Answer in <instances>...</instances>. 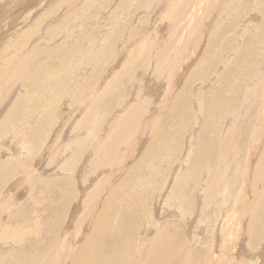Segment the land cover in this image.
Instances as JSON below:
<instances>
[{"label": "rangeland", "instance_id": "rangeland-1", "mask_svg": "<svg viewBox=\"0 0 264 264\" xmlns=\"http://www.w3.org/2000/svg\"><path fill=\"white\" fill-rule=\"evenodd\" d=\"M170 1H172L170 4L173 6L167 8L164 6L166 4L163 0H76V3L74 2L77 4L76 6L69 3L70 0H0V53H2L0 54V61L3 62H0L2 65H0V79H3L0 80L2 82L0 83V87L2 86L0 93H8L7 90L11 89L12 86L15 90L12 91L9 104H6L0 115V178L3 177L0 181V210L4 207L2 199L5 200L6 197L16 199V202L14 200L8 206L3 219H30V217L31 219H51L49 220L50 230L52 232L56 228L53 232L58 233V236L68 220H86L84 218L87 214L85 215L86 212L84 213L82 206H87L89 203L86 202L87 205L82 204V199L90 197L89 195L94 192L99 184L100 176H106L110 170V164H108L110 161L108 158L106 159V156H102L104 153L100 154L99 163L97 160L89 161L91 154V159H94L90 150L96 145V142L104 140L101 137L104 136L107 127L111 125L109 122L114 123V118L126 111V109L122 110V107L124 108L128 104L133 105L132 95L135 92L133 84L138 80L139 72L145 71L147 73L146 83H153L156 91L160 94L155 104L159 103L153 106V108H157L158 113L156 119L151 122L154 125L152 129L149 128L150 136L146 138L142 148L135 153L136 155L131 157L132 163L128 164L126 168L124 167L122 172L113 179V183L101 191L99 201L91 208L93 214H90L88 229L83 236L85 238L88 236L91 225L103 213L108 215L107 219L115 222L117 215L122 212V214H127V223L123 221L125 219H121L123 223L125 222L123 225L126 227L123 228V231L127 233L128 224L134 223L131 235L133 237H137L138 234L142 235L144 233V231L141 232L144 229L142 226L145 225L151 226L146 230L148 233L145 232V234L148 235L151 230L152 233L154 232L153 237L164 227L166 230L172 231L174 233L173 243L176 246L180 245V256L185 254L188 257L190 255V259H195L192 261L188 258L187 264L189 262L191 264V261L194 264H209L211 259L217 257L219 253L221 254L219 250L222 248H228L230 251L225 250L227 252L234 251L232 255L235 258L232 260V264H264V240H257L253 237V233L258 232L256 223H252L254 230L251 228V232L250 229L249 232L246 231L245 227L252 219L247 220V223L243 222V225L240 224L241 202L238 200L239 193L245 187V180L243 179H246L242 168L244 162L240 163V161H244L243 156L248 152L247 144L253 136L251 134L240 138V129L246 120L249 121L250 126L253 123L250 120H255L256 108L253 107L258 104L257 101L261 98L260 90L255 91L258 87L255 84L257 80H262L264 77V73L263 76L262 74L259 76L264 71V0ZM163 18L168 21V25L165 26L162 22L159 29L165 30V35L155 42L152 40L156 38L153 33L156 32V24ZM247 19L248 21L251 20V24H247ZM244 25L249 27L245 29ZM252 53L253 56H251ZM249 55L250 57H248ZM251 57L252 59H250ZM30 63L32 64L30 65ZM35 65L40 66V68L42 65L38 73L34 69ZM252 66L254 67L252 68ZM50 70L52 73L55 70L52 76L49 73ZM174 72V77H172ZM9 73L15 75V80L18 82L11 84L14 80ZM163 73L172 77L168 86L167 84H162L163 86L160 84L162 78V81L165 80ZM196 73L199 74L196 75ZM6 75L11 77L6 78ZM243 75L248 76L244 79V77L242 78ZM34 76L36 82L31 80V78L34 79ZM161 76L162 78H160ZM223 77L225 81L222 79ZM158 78L159 81L156 83L155 79ZM9 79L10 83L8 82ZM151 80L152 82H150ZM251 81L254 84H251ZM262 81L264 82V79ZM6 82L7 84H5ZM30 83L33 86L37 83L38 85L31 89ZM221 83L223 86L228 85L229 87H223ZM248 83L252 88L250 86L249 89L247 88ZM219 84L221 88L218 87ZM6 87L8 88L5 89ZM238 87H241V90ZM218 89H226L227 91L224 90L226 91L224 94L221 90L222 96ZM246 89L248 92L253 89L250 93L255 91V94L259 95H251L247 92V97L248 94L251 95L248 99L246 98L247 101L245 102V105L250 104L244 110L248 114L243 111L241 118L240 116L236 117L234 122L235 117L233 118L234 115L231 114L240 110V96L245 94ZM0 95L2 96V94ZM180 95L185 96V119L182 110H174L175 101ZM90 96L92 97L90 98ZM253 97H255L254 100ZM90 99L99 104L98 106L95 103L97 108L94 110L90 109L93 104L89 105ZM251 104L253 105L252 108ZM196 105L198 107L195 108ZM219 106L222 109L218 115L216 113ZM42 107L43 111H41ZM249 108L252 109L249 116L251 119L249 117L246 119V115H249ZM153 110H150L148 114L146 111V113L140 114L142 116L139 122L135 124L138 126H134V129L141 128L142 124L153 115ZM198 114L201 115V119L198 118ZM231 116L233 121L229 119ZM229 120L233 122L230 125H228ZM163 121L169 122L166 123L168 127L167 125L162 127ZM210 121L212 122L209 123ZM83 122H86L85 126L88 125L89 129L82 130L81 124ZM175 123L179 127L175 126ZM192 129L194 131L196 129L194 132L196 134H193L195 136L191 139L194 141L193 144L189 138L186 141L187 134ZM162 131H165L163 134L164 136L166 134L167 137L164 146L160 141ZM34 132L37 135H34L36 134ZM173 135L174 137H171ZM16 138L20 139L17 140ZM204 138L214 141L213 151L216 155L214 163L210 160L211 152L205 148L200 149ZM5 139L11 141L8 140L9 142H7ZM21 142L27 149L25 146V150L16 147L23 146ZM185 142H187V149H185ZM240 143L242 148H240ZM59 146L62 148L59 150L66 152L59 151ZM62 146H64V150ZM126 146L128 143H124L122 149ZM14 148L16 149L14 150ZM18 148L20 149L17 150ZM183 150H186V153ZM224 150H227L225 156L222 155ZM241 150L247 152L244 154ZM11 151L12 153L17 152V156ZM120 152H117L116 156H119ZM56 153H58L59 158L55 155ZM147 153L150 155L149 157H146ZM182 153L186 156V160ZM51 154L58 159L53 160ZM63 154L65 158L62 160ZM193 156L194 158H192ZM228 158L233 159V162L231 159L229 161ZM47 160L53 162L46 163ZM236 160L239 162L238 164H236ZM104 161L107 162L105 165L107 164L109 167L104 166ZM35 162L38 163V168L35 166ZM89 162L93 164V166L90 165L92 169L97 165L96 172L95 169L92 170L87 167ZM193 163L199 167L194 174L189 170L196 167L195 165L194 167L191 166ZM132 164L135 165L134 168ZM39 165H45L44 167L48 168L47 170L40 169ZM34 166L37 168L36 170ZM136 167L138 168L136 169ZM61 168L63 170H60ZM32 169L36 171L33 172L34 175ZM50 170L53 172L51 173ZM93 171L95 175L92 174ZM28 172L31 173V177H29L31 180L28 179V182L26 180L22 187V183L18 184L21 182L19 179H22ZM236 173L237 177L235 176V178L237 179L235 181L232 176ZM200 176L201 180H199ZM202 178L204 179L202 180ZM232 179L234 182H231ZM123 180L129 181L124 183ZM141 181L146 182L144 188L147 187L149 190L140 186ZM147 181L151 183H147ZM201 181H203L204 186L201 185ZM254 181L251 179V184L254 183L253 185L250 184L252 186L251 193L257 191L258 194L252 195L253 193H250L252 197L247 196V203L253 201L249 203L250 205L248 204V207L254 205V207L251 206V210L249 209V214L255 210L258 200L261 198L264 200V188L261 186V190H256ZM47 182L53 183L47 185ZM240 182L242 183L240 184ZM50 184L55 185L56 188L55 186L50 187ZM58 184H61V191L58 190ZM65 189L67 192L70 189L69 195L65 194L66 192L63 191ZM110 195L113 196L110 197ZM15 196L17 197L15 198ZM107 200L111 202L109 205ZM91 202L92 200H90ZM176 202H179L184 209L178 208ZM62 204L65 206L63 207ZM105 204L107 205L106 208ZM58 205L60 206L58 207ZM260 206L263 207L264 202H261ZM186 213L188 214L187 217H185ZM55 214L58 215L55 216ZM251 214L253 215V213ZM53 224L55 225L52 227ZM44 230L45 226L41 224L39 233ZM240 231L242 232L241 236ZM151 238L149 239L151 240ZM223 242H225L224 246L221 247ZM81 243L82 241H79L78 244ZM15 245V243L11 246L10 242L6 244L0 242V250L16 252L17 245ZM1 251L0 253L6 254L3 255L6 257L3 260L7 262L15 261L17 258V254L10 256L7 252Z\"/></svg>", "mask_w": 264, "mask_h": 264}, {"label": "bare ground", "instance_id": "bare-ground-1", "mask_svg": "<svg viewBox=\"0 0 264 264\" xmlns=\"http://www.w3.org/2000/svg\"><path fill=\"white\" fill-rule=\"evenodd\" d=\"M76 0H70V2L69 3H71L72 5L74 4L75 6L77 5V4H75L76 2H75ZM165 3L164 4H166V5H164V6H166L167 8H170V7H172L173 6V4H170L172 1H170V0H163ZM75 2V3H74ZM68 3V4H69ZM72 8V7H71ZM160 9V8H159ZM252 15H254V14H252ZM251 16V15H250ZM253 19V18H252ZM148 22V21H147ZM146 22V23H147ZM162 22H164V24H165V26H167L168 25V21L166 20V19H160V21H159V23H157L156 24V32H154L153 33V35L155 34L156 35V38L155 39H152V40H154L155 42L160 38V37H163L164 35H165V30L164 31H161L160 29H159V26L162 24ZM251 24V20L250 21H248V19H247V24ZM245 25H246V23H245ZM245 25H244V28L246 29L247 27H249V26H247V27H245ZM243 26V25H242ZM164 29H165V27H163ZM162 28V29H163ZM243 28V29H244ZM262 28V27H261ZM242 29V28H241ZM241 29H239V30H241ZM263 31V30H262ZM149 33V32H148ZM259 33V32H258ZM151 34H152V32H151ZM155 35H154V37H155ZM150 37V36H149ZM260 37V36H259ZM264 37V36H263ZM252 38V37H251ZM253 39V38H252ZM260 39H262V37H260ZM249 39H247V41H248ZM250 41V40H249ZM252 41V40H251ZM255 41V40H254ZM263 42V41H262ZM81 46V45H80ZM261 47V46H260ZM3 48V47H2ZM258 49V48H257ZM5 50V49H4ZM249 50V49H248ZM253 50V49H252ZM248 52V51H247ZM247 52H245V53H247ZM250 52H251V50H250ZM249 52V53H250ZM249 53H247V54H249ZM255 53V52H254ZM0 54H2V53H0ZM246 54V55H247ZM251 54V53H250ZM2 56V55H1ZM27 56V55H26ZM251 56H253V53H252V55ZM261 56V55H260ZM248 57H250V55L248 56ZM255 57V56H254ZM28 58V57H27ZM1 59V58H0ZM238 59V58H237ZM250 59H252V57L250 58ZM243 61H244V59H243ZM242 61V62H243ZM246 61V60H245ZM250 61V60H249ZM0 62H2V60L0 61ZM236 63H237V61H235ZM234 62V63H235ZM241 62V63H242ZM3 63V62H2ZM27 63V62H26ZM41 63V62H40ZM43 63V62H42ZM41 63V64H42ZM235 63V64H236ZM32 63H30V65H31ZM44 64V63H43ZM214 64V63H213ZM216 64V63H215ZM0 65H1V63H0ZM210 65V64H209ZM211 65H212V63H211ZM238 65V64H237ZM236 65V66H237ZM242 65V64H241ZM250 65V64H249ZM248 65V66H249ZM2 66V65H1ZM1 66H0V68H1ZM222 66V65H221ZM259 66V65H258ZM23 67V66H22ZM34 67V66H33ZM50 67V66H49ZM254 66H252V68H253ZM3 68V67H2ZM25 68V67H24ZM41 68H42V65H41ZM41 68H40V66H36L35 65V67H34V69L36 70V73H38V71L39 70H41ZM47 68V67H46ZM214 68V67H213ZM235 68V67H234ZM4 69V68H3ZM20 69V68H19ZM52 69V68H51ZM238 69V68H237ZM245 69H250V68H245ZM263 69V68H262ZM1 70V69H0ZM4 70H6V69H4ZM12 70V69H11ZM15 70H18V69H15ZM224 70V69H223ZM230 70H232V69H230ZM252 70V69H251ZM256 70V69H255ZM55 71V70H54ZM54 71H53V73H54ZM227 71V70H226ZM1 72V71H0ZM4 72V71H3ZM46 72V71H45ZM48 72V71H47ZM200 72V71H199ZM203 72V71H202ZM238 72V71H237ZM245 72H247L246 70H245ZM49 73H51L50 75L52 76V72H51V70H50V72ZM263 73H264V71H262L260 74H259V76L262 74V76H263ZM1 74V73H0ZM7 74V73H6ZM10 74V73H9ZM21 74V73H20ZM141 74V75H140ZM146 72L144 71V72H139V78H138V80H136V82L133 84V86H134V90H135V92H133V95H132V98H133V102H132V104L133 105H127V106H129V107H127V106H125L124 108L122 107V110H125L126 109V111L123 113V114H121L119 117H117L118 116V114H117V118H114L115 120H113L114 121V123H112V122H109V123H111V125H109L108 127H107V130L105 131V134H104V136L103 137H101V138H104V140H100L99 142H96L95 144H93V145H95L93 148H91V153H93V157H94V159H91V157H92V154H91V157H90V160L89 161H91L92 162V160H97V162L99 163V161H98V159L99 158H101L100 156V154L101 153H104L102 156H106V159L108 158L109 159V161H110V163H108V164H110V170L108 171V173L106 174V176H100V181H99V184H98V186L96 187V189L94 190V192L93 193H91L90 195H89V193H88V195L90 196V197H87V198H83L82 199V201L83 202H81L82 204H86V202L87 203H89L87 206H82V209H83V211H84V213H85V218H84V220L85 221H77V219H70V220H68L67 222H66V225H65V227L62 229V232H61V234H59V236H58V233H54L53 231L56 229H54L52 232H51V224H49V220H51V219H31V217H30V219H3V217H4V214L6 213V211L8 210V206H10L12 203H13V201L15 200V202H16V199H14V197H10V198H5V200L4 199H2L3 200V203H4V207L0 210L1 212H0V216H1V218H0V242L2 243V244H6V243H9L10 242V245L11 246H13V243H15L16 245V252H14V251H1V252H7L8 254H10V256L11 255H16L17 254V258L15 259V261H13L12 260V262H7L6 260H3L4 259V257L5 256H3V255H6V254H4V253H0V256L2 255L3 257H0V264H187L188 263V258H189V260H192V259H190V255H189V253H188V255H189V257L188 256H185V254H184V256H183V254L180 256V253L179 252H181V249H180V245H178V246H176V244L175 243H173L174 241H172V238L174 237V233L171 231H168V230H166L165 229V227L158 233H156L155 235H154V237L152 236L153 235V233H152V231L150 230V233L148 234V235H146L145 234V232H146V230L148 229V228H151V226H147V225H145L144 227L142 226V228H144V229H142V233H143V231H144V235L142 234V235H140V234H138L137 235V237H133V236H131L132 235V230H133V228H134V223H130V224H128L129 225V229L127 230V233L126 232H124L123 231V228L125 227V225H123L125 222H126V220H127V214H122V212L121 213H119L118 215H117V220L114 222H112L110 219H107V217H108V215L106 216V214H102V215H100L99 216V218L98 219H95V221L93 222V224L91 225V229H90V232H89V234H88V236L85 238L83 235H85L86 234V232H87V229H88V225H89V221H90V214L92 215L93 214V209L91 210V208L93 207V206H95V204L99 201V195H100V193H101V191L106 187V186H108V185H110V184H112L113 183V179L114 178H116L117 176H118V174L119 173H121L122 172V170L124 169V167L126 168L127 167V165L128 164H130V163H132L131 162V157L132 156H134V155H136L135 153L136 152H138L139 151V149L140 148H142V146H143V144H144V142H145V140H146V138L148 137V136H150V129H152V127H153V123L151 124V122L152 121H154L155 119H156V115H157V108L155 109V108H153V106H154V104H155V102H156V100L158 99V97L160 96V94H158V92L156 91V89H155V86L153 85V83H146V79H145V77H146ZM174 74H175V72L173 73V75H172V77H174ZM194 74V73H193ZM199 74V73H198ZM197 73H196V75H198ZM225 74V73H224ZM227 74H228V72H227ZM230 74V73H229ZM242 74H244V73H242ZM255 74H256V72H255ZM11 75V74H10ZM10 75H8V76H10ZM35 75V74H34ZM48 75V74H47ZM46 75V76H47ZM163 76H164V81H162L163 80V78H162V76L160 77V78H162V80H161V82H160V84L162 85V84H164V85H166L167 84V86H168V84L169 83H171V76H166L164 73L162 74ZM201 75V74H200ZM213 75V74H212ZM221 75V74H220ZM245 75V74H244ZM242 76V78L244 77V79H245V77L246 76H248V75H246V76ZM251 75V74H250ZM256 75H258V74H256ZM4 76H5V74H4ZM7 76V75H6ZM8 76L6 77V78H8ZM12 76V78H13V82H11L10 81V79H12V78H10ZM9 78V80H8V82L10 81L11 82V84H15L14 82H18V80L16 81L15 79H16V77H14L15 75H11ZM225 76V75H224ZM231 76V75H230ZM240 76V75H239ZM258 76V77H259ZM261 76V77H262ZM48 77V76H47ZM177 77V76H176ZM212 77V76H211ZM221 77V76H220ZM219 77V79H221ZM227 77V76H226ZM234 77V76H233ZM252 77V76H251ZM1 78H2V76H1ZM34 79H32L31 78V80H35V76L33 77ZM147 78V77H146ZM193 78H194V76H193ZM197 78V77H196ZM256 78V77H255ZM263 79H264V77H262ZM17 79H19V78H17ZM37 79V78H36ZM222 79H224V77L222 78ZM241 79V78H240ZM262 79V80H263ZM0 80H3V79H0ZM4 80H6L7 81V79H4ZM260 80V79H259ZM259 80H257L256 82V84H255V86L258 88H256V92H257V90H260V93H261V98H260V100H256L257 101V105L255 106V107H253V103L251 104L252 106H251V108L253 107V108H256L255 109V120L253 121V119L252 120H250L251 121V126L249 125L250 123H248L249 121L248 120H246V122L243 124V126H242V128L240 129V138H244V137H246V136H250L251 134L253 135L252 136V138L250 139V142L247 144L248 146H247V148H248V152L246 153L245 152V150L244 151H242V153H244L245 155L243 156L244 157V161H240V163H243L244 165L242 166V168H243V173H244V175H246V176H244L243 174V176L244 177H246V179H243V177H242V179L243 180H245V187L241 190L242 192H238L239 193V197H238V200H240V214H241V218H240V224H242L243 225V222H246L247 223V220L248 221H250V219H252L247 225H246V227H245V229H246V231H248L249 232V229H250V232L252 231L251 230V228H253L254 227V224H252V223H256V225H257V228H256V230H258V232H255V233H253L254 235H253V237H254V239H257V240H264V206L263 207H261L260 206V204H261V202H264V200H263V198H261L260 200H258L257 201V204H256V208H255V210H253L252 212H250V214H249V209L251 208V206H250V208L248 207V204L250 203V202H253V201H250L249 203H247L248 201H247V196L249 195V197L251 196V194L252 195H255V193H257L258 194V192L257 191H252V193H251V189H252V186L251 185H253V184H251V179H253V180H255L254 182L256 183V190H261L260 189V187L262 186V188H264V82L262 81V80H260V82H259ZM76 81H77V79H76ZM78 81H79V79H78ZM159 81V78L158 79H155V82L157 83ZM224 81H225V79H224ZM232 81V80H231ZM261 81H262V83H261ZM4 82V81H3ZM9 82V83H10ZM34 82V81H33ZM35 82H36V80H35ZM45 82V81H44ZM51 82V81H50ZM150 82H152V80L150 81ZM222 82V81H221ZM233 82V81H232ZM255 82V81H254ZM0 83H2V82H0ZM78 83V82H77ZM194 83V82H193ZM220 83V82H219ZM223 83V82H222ZM222 83H221V86H223L222 85ZM250 83V82H249ZM247 84L248 85V89H249V86L251 87V85L250 84ZM253 82L251 81V84H252ZM5 84H7V82L5 83ZM5 84H4V86H5ZM53 84V83H52ZM56 84V83H55ZM65 84V83H64ZM192 84V83H191ZM225 84V83H224ZM238 84V83H237ZM254 84V83H253ZM1 85H3V84H1ZM34 85H35V83H34ZM37 85H38V83H37ZM37 85H35L36 87H37ZM71 85H72V83H71ZM77 85V84H76ZM193 85V84H192ZM191 85V86H192ZM3 86V87H4ZM35 86H33V85H31V83H30V88L31 89H33V88H35ZM163 86V85H162ZM221 86H220V84H219V86L218 87H220L221 88ZM225 86H228V85H224L223 87H225ZM254 86V85H253ZM255 86H254V89H255ZM9 87H10V84H9ZM29 87V86H28ZM55 87H57V86H55ZM76 87V86H75ZM170 87V86H169ZM229 87V86H228ZM236 87V86H235ZM1 88H2V86L0 87V90H1ZM8 87H6L5 89H7ZM74 88V87H73ZM227 88V87H226ZM238 88H240V90H241V87H238ZM252 88V87H251ZM4 89V88H3ZM5 89H4V91H5ZM30 89V90H31ZM153 89H155L154 90V92H152L153 91ZM228 89V88H227ZM236 89V88H235ZM248 89H246V92H244L245 94L243 95V96H240V110L239 111H237L236 113H234V114H231L232 116H233V118L235 117V119H234V122H235V120L238 118V116H240V118H241V116L243 115V111L244 110H246L247 109V105H249L250 106V104H248L247 103V105H245V102L247 101L246 100V98L248 99V97H250L251 95H254L255 94V91H253L252 93H250L251 92V90H253V89H251L250 90V92H248ZM14 90V86H12L11 87V89L9 88L7 91H8V93L7 92H5V94L4 93H0V94H2V96L0 95V115L2 114L1 112H2V109L3 108H5L6 107V104L9 102V99L11 98V96H12V91ZM61 90V89H60ZM170 90H172V88H170ZM218 90H220V89H218ZM222 90V89H221ZM220 90V91H221ZM224 90H226V89H224ZM224 90H222L223 92H224V94L226 93V91H224ZM234 90V89H233ZM15 91V90H14ZM17 91H19V90H17ZM156 91V92H155ZM163 91V90H162ZM221 91V95L223 96V92ZM243 91V90H242ZM247 92L248 93H250V94H248L249 96L247 97ZM15 93V92H14ZM17 93V92H16ZM184 93V92H183ZM182 93V94H183ZM190 93V92H189ZM218 93H220V92H218ZM21 94V93H20ZM188 94V93H187ZM240 95H241V93H239ZM22 95V94H21ZM24 95V94H23ZM220 95V96H221ZM255 95H259V94H255ZM219 96V98H221ZM14 97V96H13ZM12 97V98H13ZM30 97V96H29ZM42 97V96H41ZM44 97V96H43ZM67 97V96H66ZM70 97V96H69ZM92 96H90V98H91ZM93 97H94V95H93ZM95 97H96V95H95ZM184 95H180V96H178V99L175 101V106H174V110H178V109H180V110H182L183 111V118L185 119V115H186V111L184 110V106H185V102H184ZM186 97H187V95H186ZM260 97V96H259ZM68 98V97H67ZM66 98V99H67ZM223 98V97H222ZM254 98L255 97H253L252 99L254 100ZM15 99V98H14ZM94 99V98H93ZM256 99H258V98H256ZM68 100V99H67ZM221 100V99H220ZM223 100V99H222ZM12 101V100H11ZM66 101V100H65ZM88 101V100H87ZM251 101V100H250ZM2 102V103H1ZM107 102V101H106ZM251 102H253V101H251ZM255 102V101H254ZM31 103V102H30ZM91 103H93L92 104V108H90L91 110H94V109H96L97 108V105L99 106V104H97V102H93L92 101V99H90V102H89V105L91 104ZM98 103H99V101H98ZM101 103H103V102H101ZM115 103V102H114ZM159 102H157L156 104H155V106L158 104ZM250 103V102H249ZM9 104V103H8ZM12 104V103H11ZM78 104V103H77ZM161 104V103H160ZM255 104H256V102H255ZM22 105V104H21ZM54 105V104H53ZM104 105H105V102H104ZM108 105V104H107ZM158 106H160V105H158ZM79 107H81V106H79ZM196 107H198V105H196L195 106V108ZM39 108H41L40 106H39ZM186 108V107H185ZM88 109V108H87ZM106 109V108H105ZM154 109V110H153ZM221 106H219V108H218V112L216 113V114H220L221 113ZM14 110V109H13ZM24 110V109H23ZM108 110V109H107ZM150 110H153L154 112H152L153 113V115H152V113H151V115L152 116H150V118H148L147 119V121H145L143 124H142V126H141V128L139 127L138 129H134L135 127H137L138 125H136L135 126V124H137V122H139V120H140V118H141V116L142 115H140V114H142L143 112H147V114L149 113V111ZM250 110L252 111V109H250L249 108V115L247 116L246 115V119H248L247 117H249L250 116ZM41 111H43V107H42V110ZM41 111H39V112H41ZM88 111V110H87ZM115 111V110H114ZM35 112V111H34ZM145 112V113H146ZM245 112V111H244ZM253 112H254V110H253ZM75 113V112H74ZM92 113V112H91ZM245 113H247V112H245ZM39 114V113H38ZM77 114V113H76ZM120 114V113H119ZM218 114V115H219ZM248 114V113H247ZM35 115V114H34ZM45 115V114H44ZM80 115V114H79ZM87 115H90V114H88L87 113ZM101 115V114H100ZM218 115H216V117L218 116ZM8 116V115H7ZM14 116V115H13ZM41 116V115H40ZM75 116V115H74ZM83 116H85V115H83ZM92 116H93V114H92ZM198 116V118L199 119H201V115L200 114H198L197 115ZM232 116L231 117H229V119L230 120H232L233 121V118H232ZM245 116V115H244ZM252 116V118L254 117L253 116V114L251 115ZM48 117V116H47ZM77 117V116H76ZM91 117V116H90ZM219 117V116H218ZM237 117V118H236ZM4 118H6V117H4ZM215 118V117H214ZM232 118V119H231ZM244 118V119H245ZM250 118V117H249ZM2 119V118H1ZM13 119H14V117H13ZM31 119V118H30ZM34 119V118H33ZM43 119V118H42ZM77 119V118H76ZM90 119V118H89ZM113 119V118H112ZM215 119H217V118H215ZM214 119V120H215ZM251 119V118H250ZM35 120V119H34ZM44 120V119H43ZM135 120V121H134ZM230 120L228 121V122H230ZM241 120V119H240ZM10 121V120H9ZM80 121V120H79ZM84 121V120H83ZM87 122H90V121H88V120H86ZM112 121V120H111ZM231 121V122H232ZM245 121V120H244ZM32 122V121H31ZM40 122V121H39ZM38 122V123H39ZM44 122V121H43ZM65 122H67V121H65ZM77 122V121H76ZM82 122V121H81ZM212 121H210L209 123H211ZM217 122V121H216ZM231 122L228 124V125H230L231 124ZM237 122V121H236ZM10 123V122H9ZM29 123V122H28ZM28 123H27V125H28ZM37 123V124H38ZM84 123V122H83ZM82 123V124H83ZM98 123H99V121H98ZM163 125H162V127H164V126H166L167 124L166 123H169V122H167L166 121V123H165V121H163ZM173 123V122H172ZM213 123H215V122H213ZM233 123V122H232ZM31 124V123H30ZM29 124V125H30ZM81 124V126L83 127L82 128V130H84V129H89L88 128V125H87V127L85 126V124H86V122L84 123V126ZM139 124V123H138ZM176 124V123H175ZM242 124V123H241ZM32 125V124H31ZM42 125H43V123H42ZM64 125V124H63ZM226 125V124H225ZM33 126V125H32ZM80 126V125H79ZM135 126V127H134ZM175 126H178L179 127V125L178 124H176ZM9 127H10V125H9ZM31 127V126H30ZM98 127V126H97ZM116 127V128H115ZM167 127H168V125H167ZM169 127H170V125H169ZM173 127V126H172ZM178 127H176V128H178ZM240 127H241V125H240ZM35 128V127H34ZM40 128H42L41 126H40ZM150 128V129H149ZM196 128V127H195ZM180 129V128H179ZM197 129V128H196ZM196 129H195V131H196ZM6 130H8V129H6ZM24 130V129H23ZM26 130V129H25ZM31 129H29V131H30ZM37 130V129H36ZM105 130V129H104ZM159 130V129H158ZM170 130V129H169ZM3 131V130H2ZM27 131H28V129H27ZM42 131H43V129H42ZM86 131V130H85ZM84 131V132H85ZM194 131V129H192V130H190L189 132H188V136L186 137V141L188 140V138H189V140H191V139H193L192 137H194L193 136V134H196V133H194L195 132ZM16 132V131H15ZM31 132V131H30ZM132 132V134H130ZM163 132H165V131H162L161 133H160V136L163 138H161L160 139V141H161V143H162V145L165 143V141H167V137H166V134H165V136H164V134H163ZM23 133V132H22ZM28 134H29V132H27ZM33 133V132H32ZM34 133H36V132H34ZM43 133V132H42ZM179 133V132H178ZM41 134V133H40ZM34 135H37V133L36 134H34ZM156 135H158V134H156ZM7 136V135H6ZM6 136H4V137H6ZM13 136V135H12ZM27 136V135H26ZM30 136H31V134H30ZM29 136V137H30ZM42 136V135H41ZM16 137V136H15ZM28 137V138H29ZM38 137H39V135H38ZM156 137V136H155ZM171 137H174V135L173 136H171ZM13 138V137H12ZM21 138V137H20ZM19 138V139H20ZM24 138V137H23ZM23 138H22V140H23ZM14 139V138H13ZM17 139V138H16ZM19 139H17V140H19ZM26 139H27V137H26ZM31 139V138H30ZM33 139V138H32ZM31 139V140H32ZM108 139H109V141H108ZM127 139V140H126ZM181 139V138H180ZM195 139V138H194ZM4 140V139H3ZM6 140V139H5ZM9 141H11L10 139H8ZM8 140H6L7 142H9ZM16 140V141H17ZM34 140V139H33ZM179 141V140H178ZM192 141V143L191 144H193V140H191ZM5 142V141H4ZM17 142H19V141H17ZM17 142H16V144H17ZM27 142V141H26ZM157 142V141H156ZM6 143V142H5ZM22 143V142H21ZM20 143V144H21ZM23 143H24V141H23ZM22 143V145L23 146H21V145H19V146H16V144H15V146L16 147H20L21 148V150H25V148H26V146L24 145ZM61 143V142H60ZM124 143H128V146H126L124 149H122V147H123V145H124ZM6 144H8V143H6ZM159 144H160V142H159ZM185 144H186V148L185 149H187L188 147H187V142H185ZM189 144H190V141H189ZM213 144H214V141L213 140H211V139H207V138H204V140H203V143H202V145H200V149H203V148H205V149H207L209 152H211L210 153V157L211 158H213V159H211L210 158V160L212 161V163H214V160L216 159V155H215V152L213 151ZM9 145V144H8ZM14 145V144H13ZM59 145V144H58ZM92 145V146H93ZM14 146V147H15ZM24 146H25V148H24ZM85 146V145H84ZM164 146V145H163ZM162 146V147H163ZM182 146V145H181ZM189 146V145H188ZM192 146V145H191ZM244 146V145H243ZM61 146H59L58 147V150H59V148H60ZM63 147V150H64V146H62ZM65 147H67L68 148V146H65ZM86 147V146H85ZM139 147V148H138ZM175 147V146H174ZM174 147L172 148L173 150H174ZM20 148H18L17 150H19ZM49 148V147H48ZM70 148V147H69ZM164 148H166V147H164ZM191 148V147H190ZM240 148H242L241 147V143H240ZM16 148H14V150H15ZM27 149V148H26ZM60 149H62V148H60ZM66 149V148H65ZM180 149V148H179ZM49 150V149H48ZM58 150H56L59 154L62 152H66L65 150L64 151H61V150H59V151H61V152H59ZM189 150V149H188ZM13 151V150H12ZM12 151H11V153H12ZM28 151H30V149L28 148ZM119 151H121L120 152V154H119V156H116V153L117 152H119ZM165 151V150H164ZM168 151V150H167ZM186 150H183V152L184 153H186L185 152ZM240 151V152H241ZM49 152V151H48ZM55 152V151H54ZM226 152H227V150H224V152L222 153V155L223 156H225L226 155ZM19 153V152H18ZM22 153H24L25 154V152H23L22 151ZM30 153V152H29ZM50 153V152H49ZM58 153H56L55 155H57V157H58ZM61 153V154H62ZM67 153H68V150H67ZM171 153V152H170ZM173 153V152H172ZM171 153V154H172ZM177 153V152H176ZM184 153H182V156L184 155ZM190 151L188 152V155H189V157H190ZM12 154H15V156H17L16 154H17V152L15 153H12ZM20 154V153H19ZM40 154V153H39ZM52 154H54V153H52ZM52 154H51V157H53L52 156ZM155 154V153H154ZM27 155V154H26ZM25 155V156H26ZM54 155V156H55ZM165 155V154H164ZM181 155V154H180ZM243 155V154H242ZM13 156V155H12ZM66 156V155H65ZM150 155L147 153V155H146V157H149ZM154 156H156V154L154 155ZM173 156V155H172ZM185 156V155H184ZM19 157H21V156H19ZM31 157V156H30ZM44 157V156H43ZM49 157H50V154H49ZM168 157V156H167ZM202 157V156H201ZM229 157V156H228ZM240 157V156H239ZM238 157V160L240 159ZM27 158V157H26ZM39 158V157H38ZM56 157H53V160L55 159ZM59 158V157H58ZM58 158H56V159H58ZM62 158V157H61ZM65 157H64V154H63V158H62V160L64 159ZM103 159L105 158V157H102ZM192 158H194V156L192 157ZM198 158V157H197ZM196 158V160H198ZM207 158H209V157H207ZM23 159V158H22ZM36 159V158H35ZM40 159H41V157H40ZM49 159H51V158H49ZM48 159V160H49ZM55 159V160H56ZM165 159V158H164ZM184 159V158H183ZM182 159V160H183ZM203 159V158H202ZM227 159V158H226ZM230 159L231 158H228V160L230 161ZM44 160V159H43ZM48 160L46 161V163L48 162ZM52 160V159H51ZM185 160H186V156H185ZM185 160H183V161H185ZM196 160H195V163H196V165H197V162H196ZM200 160V159H199ZM242 160V159H241ZM40 161V160H39ZM42 161V160H41ZM50 161V160H49ZM103 161V160H102ZM107 162H108V160H106ZM106 161H104V166H106L105 165V162ZM193 161H194V159H193ZM200 161H202V160H200ZM208 162H209V160H207ZM216 161V160H215ZM231 161L233 162V159H231ZM38 162V161H37ZM53 162V161H52ZM52 162H48V163H52ZM62 162V161H61ZM60 162V163H61ZM91 162H89L88 163V166L87 167H90V165L91 166H93V164L91 163ZM94 163H96L95 161H93ZM101 162V161H100ZM106 162V163H107ZM234 162H235V160H234ZM11 163V162H10ZM44 163V162H43ZM46 163H45V165H46ZM60 163H59V165H60ZM136 163V162H135ZM198 163H199V161H198ZM211 163V162H210ZM239 162H237V160H236V164H238ZM7 164V163H6ZM34 164H36L35 166L37 167V164L38 163H34ZM65 164V163H64ZM70 164V163H69ZM69 164H67L68 166H69ZM73 164V163H72ZM153 164V163H152ZM164 164H166V163H164ZM183 164V163H182ZM185 164V163H184ZM201 164V163H200ZM199 164V165H200ZM232 164V163H231ZM45 165H43V166H40L39 165V167H40V169L42 168V169H46L47 170V168L46 167H44ZM49 165V164H48ZM51 165H53V164H51ZM50 165V166H51ZM66 165V166H67ZM71 165V164H70ZM99 165H101V164H99ZM103 165V164H102ZM133 165V164H132ZM151 165V164H150ZM194 163H193V165H191V166H193L194 167ZM195 165V166H196ZM198 165V166H199ZM213 165V164H212ZM227 165H229L228 163H227ZM34 166V168H35V170L38 168H36ZM57 167H58V164L56 165ZM64 166V165H63ZM108 166V165H107ZM137 166V165H136ZM148 166V165H147ZM177 166V165H176ZM178 166H179V164H178ZM177 166V167H178ZM184 166V165H183ZM230 166V165H229ZM229 166H227V167H229ZM9 167V166H8ZM15 167V166H14ZM70 167V166H69ZM96 167H97V165L95 166V168H93L92 169V167H90L92 170H94L95 172H96ZM109 167V166H108ZM132 167V166H131ZM135 167V165H133V168ZM152 167V166H151ZM201 167V166H200ZM211 167H213V166H211ZM239 167V166H238ZM60 168V167H59ZM63 168V167H62ZM60 169V170H63V169ZM99 168V167H98ZM97 168V169H98ZM104 168V167H103ZM102 168V169H103ZM107 168V167H106ZM105 168V169H106ZM138 167H136V169H137ZM178 168H180V167H178ZM12 169H15V168H12ZM53 169V168H52ZM65 169V168H64ZM88 169V168H87ZM198 169H199V167H194V169L192 168V169H189L190 170V172L192 173V174H194L195 172H197L198 171ZM35 170H33L32 169V174H33V172L35 171ZM180 170V169H179ZM179 170H178V172H179ZM12 171V170H11ZM14 171V170H13ZM38 171H39V169H38ZM37 171V172H38ZM41 171V170H40ZM51 171V173L53 172L52 170H50ZM55 171V170H54ZM58 171V170H57ZM91 171V170H90ZM93 171V173L92 174H94L95 172ZM98 171V170H97ZM239 172H240V170H238ZM31 172V171H30ZM30 172H28L27 174L25 173V175H24V177H22V179H19V180H21V182H19L18 184H21V186L24 184V182H26V180H27V182H28V179H29V177H31V173ZM36 172V171H35ZM63 172V171H62ZM88 172V171H87ZM102 172V171H101ZM39 173V172H38ZM41 173V172H40ZM58 173V172H57ZM88 173H90V172H88ZM170 173V172H169ZM202 173H204L205 174V172H203L202 171ZM201 173V174H202ZM241 173V172H240ZM42 174V173H41ZM49 174V173H48ZM161 174V173H160ZM183 174V173H182ZM186 174V173H185ZM199 175H200V173H198ZM34 175V174H33ZM80 175V174H79ZM84 175H86V173H84ZM88 175V174H87ZM95 175V174H94ZM129 175V174H128ZM162 175H164V174H162ZM171 175V174H170ZM177 175V174H176ZM187 175V174H186ZM185 175V176H186ZM234 175V174H233ZM241 175V176H242ZM249 175V177L247 178V176ZM5 176V175H4ZM120 176V175H119ZM131 176V175H130ZM129 176V177H130ZM159 176V175H158ZM202 176V175H201ZM201 176H200V179L199 180H201ZM231 176V175H230ZM235 176L237 177V173L234 175V176H232V177H234L235 178ZM2 177V176H1ZM97 177V176H96ZM126 177V176H125ZM124 177V179H126ZM187 177V176H186ZM204 177V176H203ZM231 177V178H232ZM185 178V177H184ZM233 178V179H234ZM3 179V177L2 178H0V181ZM85 179H86V177H85ZM97 179V178H96ZM170 179V178H169ZM188 179V178H187ZM186 179V180H187ZM191 179H193V178H191ZM204 178H202V180H203ZM233 179H232V181L231 182H234L233 181ZM236 179L237 178H235L234 180L236 181ZM29 180H31V179H29ZM65 180V179H64ZM70 180V179H69ZM98 180V179H97ZM172 180V179H171ZM176 180V179H175ZM179 180V179H178ZM183 180V179H182ZM63 181V180H62ZM66 181H68L67 179H66ZM83 181H85L84 180V178H83ZM128 181L129 180H126V181H124L123 180V182L124 183H128ZM184 181V180H183ZM182 181V182H183ZM188 181V180H187ZM189 181H191L192 182V180H189ZM193 181H194V179H193ZM238 181H239V179H238ZM237 181V182H238ZM172 182V181H171ZM202 182V184L201 185H203L204 183H203V181H201ZM231 182H229V184L231 183ZM13 183V182H12ZM30 183H31V181H30ZM36 183V182H35ZM42 183V182H41ZM40 183V184H41ZM48 183V182H47ZM49 183H53V182H49ZM49 183L47 184V185H49ZM56 183V182H55ZM61 183V182H60ZM68 183V182H67ZM146 183V182H145ZM145 183L144 182H140V186H142V188H144V185H145ZM147 183H151V182H148L147 181ZM167 183V182H166ZM166 183H164L165 185H166ZM184 184H185V182H183ZM242 182H240V184H241ZM244 183V182H243ZM29 184V183H28ZM132 184V183H131ZM234 184V183H233ZM238 184V183H237ZM251 184V185H250ZM1 185V184H0ZM11 185V184H10ZM13 185V184H12ZM60 185L61 184H58V190L59 191H61L62 189L60 188ZM97 185V184H96ZM180 185H181V183H180ZM230 185H232V184H230ZM243 185V184H242ZM55 185H51L50 184V187H54ZM63 186H65V185H63ZM128 186V185H127ZM136 186V185H135ZM134 186V187H135ZM138 186V185H137ZM148 186H150V184H148ZM164 186V185H163ZM177 186V185H176ZM188 186V185H187ZM204 186V185H203ZM244 186V185H243ZM242 186V187H243ZM249 186H251V187H249ZM23 187V186H22ZM116 187V186H115ZM146 187V186H145ZM166 187V186H165ZM178 187V186H177ZM239 187V186H238ZM249 187V188H248ZM20 189H21V187H19ZM55 188H56V186H55ZM67 188V187H66ZM69 188V187H68ZM168 188V187H167ZM183 188V187H182ZM186 188V190H187V187H185ZM202 188V187H201ZM253 188H254V186H253ZM9 189H10V187H9ZM16 189V188H15ZM144 189H146V190H149V189H147V187L146 188H144ZM165 189V188H164ZM189 189V188H188ZM68 190V189H67ZM70 190V189H69ZM69 190H68V192H69ZM237 190H238V188H237ZM16 191V190H15ZM19 191V190H18ZM58 191V192H59ZM63 191H65L66 193L65 194H68V192L66 191V189L65 190H63ZM133 191V190H132ZM239 191V190H238ZM20 192V191H19ZM87 192V191H86ZM89 192V191H88ZM112 192V191H111ZM143 192V191H142ZM262 192V191H261ZM18 193V192H17ZM16 193V194H17ZM113 193V192H112ZM181 193V192H180ZM179 193V194H180ZM251 193V194H250ZM8 194V193H7ZM15 194V195H16ZM63 194V193H62ZM70 194V193H69ZM68 194V195H69ZM77 194V193H76ZM178 194V193H177ZM176 194V195H177ZM190 194V193H189ZM261 194V193H260ZM263 194H264V192H263ZM19 195V194H18ZM86 195V194H85ZM184 195V194H183ZM4 196H5V194H4ZM14 196V195H13ZM64 196V195H63ZM111 196H113V195H110V197ZM182 196V195H181ZM180 196V197H181ZM261 196H262V194H261ZM9 197V196H8ZM17 196H15V198H16ZM110 197H108V198H110ZM177 197V196H176ZM175 197V198H176ZM179 197V196H178ZM177 197V198H178ZM252 197V196H251ZM264 197V196H263ZM146 198V197H145ZM168 198V197H167ZM18 199H19V197H18ZM63 199H64V197H63ZM158 199V198H157ZM256 199V198H255ZM90 200H92V202L90 203ZM179 200V199H178ZM251 200H252V198H251ZM60 201H62V200H60ZM104 201V200H103ZM102 201V202H103ZM110 201V200H109ZM108 200H107V204L109 205L111 202H109ZM173 201H175V200H173ZM172 201V202H173ZM176 201H177V199H176ZM237 201V200H236ZM63 202V201H62ZM161 202V201H160ZM181 202V201H180ZM238 202V201H237ZM55 203V202H54ZM105 203V202H104ZM156 203H158V202H156ZM170 203V202H169ZM177 203V206H179L178 208H182V209H184L182 206H181V204H179V202H176ZM176 203H175V205H176ZM198 203V202H197ZM58 204V203H57ZM78 204V203H77ZM63 205V207L65 206L64 204H62ZM156 205V204H155ZM174 205V206H175ZM250 205V204H249ZM60 205H58V207H59ZM173 206V205H172ZM188 206V205H187ZM199 206V205H198ZM57 207V208H58ZM62 207V206H61ZM107 207V205L105 204V208ZM157 207V206H156ZM160 207V206H159ZM163 207V206H162ZM201 207V206H200ZM200 207H198V208H200ZM252 207H254V205L252 206ZM57 208H55V209H57ZM104 208V209H105ZM108 208H110L109 206H108ZM175 208H176V206H175ZM174 208V209H175ZM178 208H177V210H178ZM45 209H47L46 207H45ZM165 209V208H164ZM167 209V208H166ZM254 209V208H253ZM50 210V209H49ZM63 210V209H62ZM156 210V209H155ZM251 210V209H250ZM104 211V210H103ZM123 211V210H122ZM175 211V210H174ZM173 211V212H174ZM181 211H184V210H181ZM181 211H179V212H181ZM200 211V210H199ZM54 212H55V210H54ZM57 212V211H56ZM79 212V211H78ZM106 212V211H105ZM118 212V211H117ZM123 212H125V211H123ZM144 212V211H143ZM161 212V211H160ZM178 212V211H177ZM198 212V211H197ZM28 213V212H27ZM77 213V212H76ZM163 213V212H162ZM175 213H176V211H175ZM251 213H253V215L251 214ZM178 214V213H177ZM58 215V214H57ZM56 214H55V216H57ZM114 215V214H113ZM130 215V214H129ZM161 215V214H160ZM181 215H182V213H181ZM195 215V214H194ZM30 216V215H29ZM46 216V215H45ZM60 216V215H59ZM58 216V217H59ZM106 217V219H105V217ZM188 216V214L186 213V216L185 217H187ZM197 216V215H196ZM49 217V216H48ZM47 217V218H48ZM80 217V216H79ZM190 217V216H189ZM198 217H199V215H198ZM5 218V217H4ZM10 218V217H9ZM33 218H34V216H33ZM46 218V217H45ZM83 218V217H82ZM112 219V218H111ZM121 219H125V220H123V221H125L124 223H123V221L121 220ZM113 220V219H112ZM53 221V220H52ZM57 221V220H56ZM60 221V220H59ZM192 221V220H191ZM61 223V222H60ZM127 223V222H126ZM41 224H44V226H45V230L43 231V232H40L39 233V229H40V226H41ZM62 224V223H61ZM192 224V223H191ZM55 224H53L52 225V227L54 226ZM60 225V224H59ZM127 225V224H126ZM56 227V226H55ZM61 228V227H60ZM126 228V227H125ZM124 228V229H125ZM255 228H253V230H254ZM155 230V229H154ZM196 230V229H195ZM188 231V230H187ZM191 231V230H190ZM254 232V231H253ZM146 233H148V232H146ZM188 233V232H187ZM134 235V234H133ZM136 235V234H135ZM242 235V232L240 231V236ZM30 236H34V237H30ZM148 237V238H147ZM150 237H152L151 238V240L149 239ZM58 239V240H57ZM79 241H82V243L79 245L78 243H79ZM177 243V242H176ZM179 243V242H178ZM224 243L225 242H223L222 243V245H221V247L222 246H224ZM247 246V245H246ZM226 247V246H225ZM222 249H223V251H222ZM222 249H220L219 250V252H221V254L219 253V255L217 256V257H215V258H213V259H211L210 260V262H209V264H230L231 262H232V260L235 258V256L234 255H232V252H234V251H231V252H227L229 249L227 248V249H225V248H222ZM225 250H227V251H225ZM230 251V250H229ZM194 254V253H193ZM237 254V253H236ZM187 255V254H186ZM239 255V254H238ZM193 257V256H192ZM250 257V256H249ZM6 258V257H5ZM194 258V257H193ZM228 259V260H227ZM238 259V258H237ZM11 260V259H10ZM192 261H195V259L194 260H192ZM191 261V264L193 263ZM201 262V261H200ZM199 262V263H200ZM189 264H190V262H189ZM194 264V263H193ZM232 264V263H231ZM234 264V263H233Z\"/></svg>", "mask_w": 264, "mask_h": 264}]
</instances>
